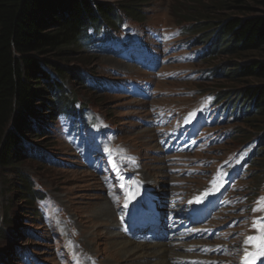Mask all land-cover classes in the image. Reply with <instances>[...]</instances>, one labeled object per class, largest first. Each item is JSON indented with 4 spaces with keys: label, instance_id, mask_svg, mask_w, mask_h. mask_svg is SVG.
<instances>
[{
    "label": "rangeland",
    "instance_id": "rangeland-1",
    "mask_svg": "<svg viewBox=\"0 0 264 264\" xmlns=\"http://www.w3.org/2000/svg\"><path fill=\"white\" fill-rule=\"evenodd\" d=\"M180 1L113 0L134 7L144 20L125 15L122 26L115 30L116 40L106 48H74L59 59L65 66H82L89 76L102 79L103 84L96 88L86 87L76 77L65 82L69 96L85 101L91 109L88 112L92 111L86 118L94 128L90 125L80 137L88 139L96 154L81 158L83 140L78 141L66 121L60 126L62 122L48 119L52 111L39 108L47 123L38 133L44 135L27 137L31 151L21 154L23 159L16 169H0V217L11 221L0 224V264H24L18 249L49 264H75L70 259H79L84 253L97 264H105L114 250L110 242L127 238L119 231L124 200L121 184L134 183L138 175L149 185L157 183L158 191L180 185L187 192L202 184L226 186L227 192L219 197L207 226L212 228L211 234L204 233L195 244L203 243L210 253L207 257L217 264H264L258 241L245 242L246 237L260 235L253 221L264 224V210L258 211L257 215H263L258 220L252 216L257 212L253 205L264 197V177L260 178L252 159L264 144L257 145L256 137L261 134L258 123L236 121L245 106L227 97L252 80L245 76L229 80L221 73L224 66L233 68L232 62H244L247 57L209 53L210 48L201 41L203 33L187 32L189 22L180 21L177 14L187 15L185 7L197 9L211 0L182 2L184 5ZM233 1L221 0L219 8L214 4L209 17L236 15L240 9ZM242 3L253 7L250 14L261 13L258 0ZM211 86L227 98L217 97ZM193 108L201 125L178 143L180 126L189 128L196 121L184 119L180 111ZM239 130L249 139L245 140ZM252 148V156L241 161ZM231 155L230 160L222 161ZM115 158L124 166H120L125 172L121 181L114 176L102 177V169L116 168ZM19 175L29 177L32 187L45 199H23ZM129 191L133 192L130 186ZM101 209H107V214L101 215L108 218L107 224L98 223L96 213ZM167 245L179 253L171 257V264L190 256L184 244ZM80 252L82 256H78ZM259 255L262 261L255 257ZM141 263L142 258L136 257L118 261Z\"/></svg>",
    "mask_w": 264,
    "mask_h": 264
},
{
    "label": "trees",
    "instance_id": "trees-1",
    "mask_svg": "<svg viewBox=\"0 0 264 264\" xmlns=\"http://www.w3.org/2000/svg\"><path fill=\"white\" fill-rule=\"evenodd\" d=\"M112 1L0 0V169H16L23 159L21 154L31 151L32 144L27 137L44 135L38 133L47 123L39 108L52 111L48 119L55 121L60 114L74 113L75 104L79 103L77 114L83 116L87 103L75 95L69 96L65 82L76 77L84 84L90 81V88H96L99 79L89 80L82 66H65L59 59L74 48L83 47L85 42L106 38L111 29L120 27L125 15L144 20L145 16L134 7ZM182 2L199 4L200 0ZM233 3L240 10L232 17H209L214 4L218 7L221 0H211V4L197 9L185 7L189 13L177 16L180 21L189 22L185 26L187 32L203 33L201 41L210 48L209 53L247 57L244 62H232L233 68L224 66L221 73L229 80L240 76L251 78V83L232 90L227 97L232 96L231 102L245 106L240 116L235 117L236 121L258 123L261 134L256 139L261 146L264 144V0H258L262 10L254 15L250 14L253 8L250 4H243L242 0ZM215 94L227 98L217 90ZM243 137L249 139L246 133ZM256 153L252 166L261 178L264 177V147ZM19 176L23 199L28 196L33 202L44 197L32 187L29 177ZM2 221L7 225L11 222L7 216L0 217V224Z\"/></svg>",
    "mask_w": 264,
    "mask_h": 264
},
{
    "label": "bare ground",
    "instance_id": "bare-ground-1",
    "mask_svg": "<svg viewBox=\"0 0 264 264\" xmlns=\"http://www.w3.org/2000/svg\"><path fill=\"white\" fill-rule=\"evenodd\" d=\"M104 205H106L105 202H102V206ZM106 211L107 209H104L96 213L100 216L98 217V223L107 224L108 218L101 216L107 214ZM110 243L113 245L114 250L110 253V257H107L108 260L105 264H118L119 260H128L135 257L142 258L143 263L141 264H171V257L174 254L179 255L175 251L176 248H171L166 242L143 243L139 240L123 238Z\"/></svg>",
    "mask_w": 264,
    "mask_h": 264
},
{
    "label": "snow or ice",
    "instance_id": "snow-or-ice-1",
    "mask_svg": "<svg viewBox=\"0 0 264 264\" xmlns=\"http://www.w3.org/2000/svg\"><path fill=\"white\" fill-rule=\"evenodd\" d=\"M260 206V210H264V197L260 198V200L257 202ZM256 211L257 209H253ZM253 227H259L260 229V235L257 237H246L245 242L251 243L253 241H258V250L264 254V224L259 223V221H253Z\"/></svg>",
    "mask_w": 264,
    "mask_h": 264
}]
</instances>
